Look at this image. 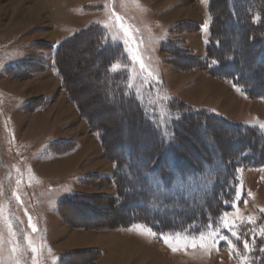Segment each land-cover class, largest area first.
I'll list each match as a JSON object with an SVG mask.
<instances>
[{
  "label": "rangeland",
  "instance_id": "374dc122",
  "mask_svg": "<svg viewBox=\"0 0 264 264\" xmlns=\"http://www.w3.org/2000/svg\"><path fill=\"white\" fill-rule=\"evenodd\" d=\"M213 1L0 0V264H251L264 249V164L236 169L235 195L198 234L120 226L135 203L113 206L118 188L142 176L117 173L108 151L133 140L141 152L152 147L136 117L117 118V90L164 141L189 128L184 165L240 146L222 120L264 130V98L195 66L207 54ZM223 31L227 47L238 43L237 26ZM108 45L119 48L111 59ZM189 110L221 121L191 124Z\"/></svg>",
  "mask_w": 264,
  "mask_h": 264
},
{
  "label": "trees",
  "instance_id": "16d2710c",
  "mask_svg": "<svg viewBox=\"0 0 264 264\" xmlns=\"http://www.w3.org/2000/svg\"><path fill=\"white\" fill-rule=\"evenodd\" d=\"M212 4L214 6L211 5L209 8L211 21L209 24L210 39L206 46L207 54L205 58L195 62L198 63V66L197 64L195 66L218 78L231 79L240 85L250 98H264V0H214ZM213 8L215 10H212ZM227 25H235L238 28L236 36L239 41L231 47H227L228 38L224 36L223 31ZM60 49L61 47L54 49L55 66L59 65ZM240 49L244 52L240 53ZM103 50L109 51L105 58L111 59L116 54L118 55L119 48L115 45H108L103 46L102 52ZM247 56L252 59L249 64L245 61ZM251 65L255 69L250 72L251 77L248 78L243 71L252 67ZM117 92L119 93L116 96L119 99L118 104L120 102L116 106L120 110V113H116L117 118L122 115L136 117V121H133L136 128L141 125L138 133L149 135L152 145L147 153H144L138 150V145L133 140L134 143L129 149L115 150V153L111 150L107 153L116 164L117 173L125 170L129 177L142 176V179L138 181H128L124 188L119 187L120 196L113 198L114 206L119 197L120 208L131 201L135 203L122 215V221L119 220L120 226H129L136 222L146 224L160 234L177 232L194 235L201 233L210 222H214L219 216L222 204L230 201L235 195L236 169L246 166L260 167L264 164V130L242 125L237 127L236 123L222 120L221 126L235 127L240 132L236 141L234 134L229 139L240 146L234 150L225 146L222 151L220 150L221 152L205 150L199 155V161L202 162L194 164L188 160L184 165L178 156L183 157L188 154L184 149V137L191 134L189 128L181 126L183 132L180 128H176L175 137L168 143L160 138L157 130L147 129L149 128L148 121L138 113L141 106L129 96L131 94L125 95L120 89ZM126 107L130 110H125ZM187 113L188 116L186 115L183 120H188L191 124L200 119L207 121V125L212 123L216 126L220 123L219 118L221 117L214 114L205 112L196 114L191 110ZM88 121L92 124L89 118ZM200 124L202 131L206 132L207 125L202 122ZM177 140L178 144L173 145L172 142ZM217 160H220L221 167H223L221 172L214 166ZM209 170H212V173L210 181H207L204 175L209 174ZM125 189L130 192L128 195ZM260 249L249 254L251 264H264V249Z\"/></svg>",
  "mask_w": 264,
  "mask_h": 264
},
{
  "label": "bare ground",
  "instance_id": "6f19581e",
  "mask_svg": "<svg viewBox=\"0 0 264 264\" xmlns=\"http://www.w3.org/2000/svg\"><path fill=\"white\" fill-rule=\"evenodd\" d=\"M36 8H38V6H36ZM32 10H35V8H34V9H32ZM30 12L32 13V11H30ZM34 12H35V11H34ZM34 14H35V13H34ZM34 14H33V15H34ZM124 260H125V259H124Z\"/></svg>",
  "mask_w": 264,
  "mask_h": 264
}]
</instances>
